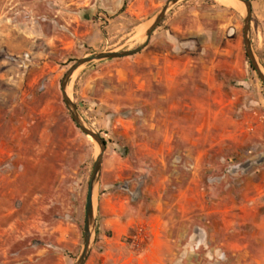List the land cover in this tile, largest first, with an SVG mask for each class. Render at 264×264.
Here are the masks:
<instances>
[{"label":"rangeland","instance_id":"obj_1","mask_svg":"<svg viewBox=\"0 0 264 264\" xmlns=\"http://www.w3.org/2000/svg\"><path fill=\"white\" fill-rule=\"evenodd\" d=\"M168 1L0 0V264L79 260L100 147L62 81L82 58L142 46ZM252 2L264 70V0ZM245 17L226 0L182 1L140 54L73 78L107 143L87 264H264L251 224L264 221V83Z\"/></svg>","mask_w":264,"mask_h":264},{"label":"water","instance_id":"obj_2","mask_svg":"<svg viewBox=\"0 0 264 264\" xmlns=\"http://www.w3.org/2000/svg\"><path fill=\"white\" fill-rule=\"evenodd\" d=\"M185 0H169L165 7L158 14L152 27L146 33V42L135 50H129L124 52H103L97 53L90 57H85L78 60L66 73L62 81V93L64 97L65 104L71 114V117L77 127L83 132L84 135L93 139L100 147V155L98 156L92 177L89 183L87 204H86V220H85V237H84V249L76 264H87L94 246V235L96 234L97 228V218L95 209V195L96 190L101 178L103 163L105 154L107 151V143L102 135L96 132L84 119L82 116L78 105L72 100L69 89L73 78L77 72L85 66L93 64L95 62H103L110 60H118L129 57H134L140 54L146 49L152 40L153 34L164 22L170 11L178 5L180 2ZM246 6V17H245V28H244V43L247 52V56L251 62L253 69L257 72L258 76L264 83V70L258 61L256 53L253 49L252 39H251V28L253 19V2L252 0H239Z\"/></svg>","mask_w":264,"mask_h":264},{"label":"crops","instance_id":"obj_3","mask_svg":"<svg viewBox=\"0 0 264 264\" xmlns=\"http://www.w3.org/2000/svg\"><path fill=\"white\" fill-rule=\"evenodd\" d=\"M257 188H259V186H256ZM241 209V208H239ZM235 209H228L227 212L229 213L230 211L233 212V214H230L233 218L237 217L238 219H241L242 217L237 214H235L234 211ZM231 221V220H230ZM237 223V220L235 219V221H231L230 224H236ZM245 224H249L247 221H245ZM252 225H255V228H256V232L255 234H261L263 233V236H264V221H259V220H256L254 222L251 223ZM223 234H228L230 232V229H227V230H222L221 231ZM261 264V263H259Z\"/></svg>","mask_w":264,"mask_h":264},{"label":"bare ground","instance_id":"obj_4","mask_svg":"<svg viewBox=\"0 0 264 264\" xmlns=\"http://www.w3.org/2000/svg\"><path fill=\"white\" fill-rule=\"evenodd\" d=\"M226 2L236 10H241L245 8V13H246V6L239 0H226Z\"/></svg>","mask_w":264,"mask_h":264}]
</instances>
